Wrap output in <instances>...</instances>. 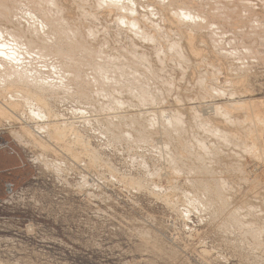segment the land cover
Returning a JSON list of instances; mask_svg holds the SVG:
<instances>
[{"label": "clouds", "instance_id": "9594fccd", "mask_svg": "<svg viewBox=\"0 0 264 264\" xmlns=\"http://www.w3.org/2000/svg\"><path fill=\"white\" fill-rule=\"evenodd\" d=\"M0 138V264H264V0H0Z\"/></svg>", "mask_w": 264, "mask_h": 264}, {"label": "rangeland", "instance_id": "374dc122", "mask_svg": "<svg viewBox=\"0 0 264 264\" xmlns=\"http://www.w3.org/2000/svg\"><path fill=\"white\" fill-rule=\"evenodd\" d=\"M0 141L7 142L12 149L15 147L8 142L7 138H0ZM13 154L17 159L19 158L14 151ZM19 162L18 160L13 169H11V172L4 173L0 171V197H6V194L12 193L14 186L19 189L21 186L32 182L28 172L19 168ZM6 183L12 184L10 190L6 187ZM21 215L11 205L4 203L0 199V224L5 222L14 223L21 218ZM67 243L71 244L72 241H67ZM68 255L71 264H110V259L106 254L82 248L80 245L73 244L72 248L68 250Z\"/></svg>", "mask_w": 264, "mask_h": 264}, {"label": "crops", "instance_id": "0c3cea01", "mask_svg": "<svg viewBox=\"0 0 264 264\" xmlns=\"http://www.w3.org/2000/svg\"><path fill=\"white\" fill-rule=\"evenodd\" d=\"M18 160L19 158L17 159V157L13 154V149L9 146V144L5 141H0V171L4 173L11 172V169H13V166H15ZM11 185L6 183L8 190L11 189Z\"/></svg>", "mask_w": 264, "mask_h": 264}]
</instances>
